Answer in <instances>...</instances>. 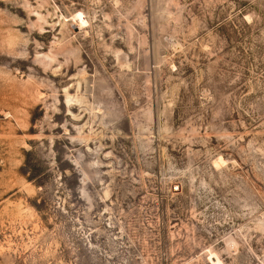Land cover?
Here are the masks:
<instances>
[{"label":"rangeland","instance_id":"374dc122","mask_svg":"<svg viewBox=\"0 0 264 264\" xmlns=\"http://www.w3.org/2000/svg\"><path fill=\"white\" fill-rule=\"evenodd\" d=\"M0 264H264V0H0Z\"/></svg>","mask_w":264,"mask_h":264}]
</instances>
